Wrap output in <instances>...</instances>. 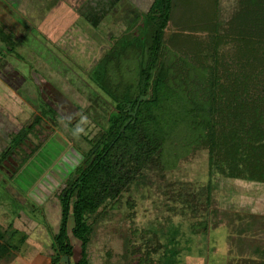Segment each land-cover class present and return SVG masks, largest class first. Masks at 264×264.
<instances>
[{
	"label": "rangeland",
	"instance_id": "1",
	"mask_svg": "<svg viewBox=\"0 0 264 264\" xmlns=\"http://www.w3.org/2000/svg\"><path fill=\"white\" fill-rule=\"evenodd\" d=\"M67 1L82 14L71 12V17L62 18L61 12L69 9ZM67 1L0 0V36L6 35L0 38V53L7 47L15 50L0 56V227L6 232L0 249L7 251L0 264H49L61 225V192L67 180L79 174L85 153L114 110L89 75L113 44L122 49L136 42L141 31L139 24L130 25L135 8L128 0H116L117 10L108 12L107 18L89 16L98 27L81 9L94 0ZM171 23L168 31L175 29ZM36 118L41 120L35 122ZM33 121V130H41L45 140L38 146L41 137L29 132L3 157L9 136ZM204 153L198 152L183 167L199 178L195 189L210 181V229L192 233L190 212L182 216L176 198L163 189L170 182L158 176L152 185L139 180L107 216L92 217L89 264H137L148 236L167 249L168 264H264V183L212 175L204 168ZM26 154L31 155L24 158ZM170 206L176 209L170 211ZM201 212L205 218L204 209ZM71 227L70 217L71 259L77 260L80 244ZM55 264L67 263L60 258Z\"/></svg>",
	"mask_w": 264,
	"mask_h": 264
},
{
	"label": "trees",
	"instance_id": "2",
	"mask_svg": "<svg viewBox=\"0 0 264 264\" xmlns=\"http://www.w3.org/2000/svg\"><path fill=\"white\" fill-rule=\"evenodd\" d=\"M132 22L141 28L138 40L122 49L113 44L89 75L114 110L79 174L61 192L62 219L49 264L64 256L67 264H89L92 217L107 216L137 181L152 185L155 176L170 182L163 189L176 198L182 216L190 212L192 233L210 229V181L195 189L199 178L183 167L198 152H205L204 168L212 175L264 183V0H151ZM170 22L175 29L168 31ZM200 32L206 35L199 38ZM35 122L9 136L3 157L29 132L41 137L38 146L45 140L33 130ZM70 217L80 244L77 260L71 259ZM5 233L0 227V247ZM145 239L137 264L170 263L162 243ZM126 242L134 247L132 239Z\"/></svg>",
	"mask_w": 264,
	"mask_h": 264
},
{
	"label": "flooded vegetation",
	"instance_id": "3",
	"mask_svg": "<svg viewBox=\"0 0 264 264\" xmlns=\"http://www.w3.org/2000/svg\"><path fill=\"white\" fill-rule=\"evenodd\" d=\"M67 1V0H66ZM128 2L130 3V5L135 8V13L133 14L132 20L130 21V23L132 21L135 20V18L139 15L141 9H144L145 7L148 6V4H150L151 0H147L146 2L141 0H128ZM89 3V2H88ZM100 4H102V6L100 7ZM116 4V0H94L92 2H90L89 6H86V3H84L85 6L81 7L82 10H85L84 14H86V20L90 21V24L92 26L98 27V22H94L95 20L90 19L89 16H96L103 19V18H107V14L108 12L110 13H115L117 8L114 6ZM65 6H67L69 9V11L65 10L64 12H61L62 14V18H65L66 16H70L71 12H75L76 14L78 13L79 15L82 14V11L78 12L77 5L75 4H69V1H67V3L65 4ZM119 7V6H118ZM71 17V16H70ZM57 113V111H55Z\"/></svg>",
	"mask_w": 264,
	"mask_h": 264
},
{
	"label": "water",
	"instance_id": "4",
	"mask_svg": "<svg viewBox=\"0 0 264 264\" xmlns=\"http://www.w3.org/2000/svg\"><path fill=\"white\" fill-rule=\"evenodd\" d=\"M148 97V95H146V96H140L139 97V100H143V99H145V98H147ZM139 100H138V102H139ZM138 102H137V104H138ZM129 106V105H128ZM136 107H137V105L135 106V110H136ZM135 110L132 112V115H134V113H135ZM123 128H121V130H122ZM64 260H65V262L66 263H68V258H67V256H64V257H62Z\"/></svg>",
	"mask_w": 264,
	"mask_h": 264
},
{
	"label": "clouds",
	"instance_id": "5",
	"mask_svg": "<svg viewBox=\"0 0 264 264\" xmlns=\"http://www.w3.org/2000/svg\"><path fill=\"white\" fill-rule=\"evenodd\" d=\"M77 131L79 132V131H82V129H77Z\"/></svg>",
	"mask_w": 264,
	"mask_h": 264
},
{
	"label": "crops",
	"instance_id": "6",
	"mask_svg": "<svg viewBox=\"0 0 264 264\" xmlns=\"http://www.w3.org/2000/svg\"><path fill=\"white\" fill-rule=\"evenodd\" d=\"M215 224H218V223H215ZM215 226H217V225H215Z\"/></svg>",
	"mask_w": 264,
	"mask_h": 264
}]
</instances>
